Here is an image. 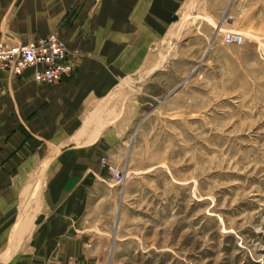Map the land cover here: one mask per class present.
<instances>
[{
  "label": "crops",
  "instance_id": "obj_1",
  "mask_svg": "<svg viewBox=\"0 0 264 264\" xmlns=\"http://www.w3.org/2000/svg\"><path fill=\"white\" fill-rule=\"evenodd\" d=\"M239 1L0 0L2 43L56 34L73 66L55 85L35 83L34 69L0 75V264L106 261L115 191L100 161L125 166L133 122L119 88L155 73L159 43L189 37L192 22L222 40Z\"/></svg>",
  "mask_w": 264,
  "mask_h": 264
},
{
  "label": "rangeland",
  "instance_id": "obj_2",
  "mask_svg": "<svg viewBox=\"0 0 264 264\" xmlns=\"http://www.w3.org/2000/svg\"><path fill=\"white\" fill-rule=\"evenodd\" d=\"M239 3L219 28L242 45L192 22L119 88L133 122L102 264H264V0Z\"/></svg>",
  "mask_w": 264,
  "mask_h": 264
},
{
  "label": "built area",
  "instance_id": "obj_3",
  "mask_svg": "<svg viewBox=\"0 0 264 264\" xmlns=\"http://www.w3.org/2000/svg\"><path fill=\"white\" fill-rule=\"evenodd\" d=\"M222 41L226 45L236 46L243 43L242 37L234 33H222ZM27 69H34L35 83L55 85L73 71V66L68 60L64 42L56 34L12 47H7L0 41V75L8 72L13 76H20ZM100 163L114 182L123 180V174L106 159H101Z\"/></svg>",
  "mask_w": 264,
  "mask_h": 264
},
{
  "label": "bare ground",
  "instance_id": "obj_4",
  "mask_svg": "<svg viewBox=\"0 0 264 264\" xmlns=\"http://www.w3.org/2000/svg\"><path fill=\"white\" fill-rule=\"evenodd\" d=\"M228 18H227V14L224 16V18H223V22H225L226 20H227ZM219 32H222V30H219ZM223 33V32H222Z\"/></svg>",
  "mask_w": 264,
  "mask_h": 264
}]
</instances>
